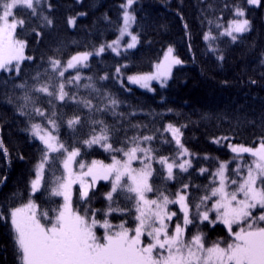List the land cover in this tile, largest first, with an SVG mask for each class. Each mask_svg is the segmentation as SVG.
<instances>
[{
    "label": "trees",
    "instance_id": "trees-1",
    "mask_svg": "<svg viewBox=\"0 0 264 264\" xmlns=\"http://www.w3.org/2000/svg\"><path fill=\"white\" fill-rule=\"evenodd\" d=\"M126 1L41 0L36 15L27 10L19 13L26 24L17 28V38L25 42L24 54L31 59L22 60L19 71L0 73V264H20L10 213L30 198V181L44 153L32 135V124L51 131L49 118L55 120L54 134L69 150L79 148V157L86 163H106L123 156L84 143L102 127L116 149L131 147L132 137L153 136L152 141L141 143V147L154 149L150 178L154 191L149 196L157 198L163 192L173 199L177 192L188 191L191 216L197 221L195 205L214 179L213 170L219 160L231 156L227 143L255 146L264 142V0L257 9L246 6V0H134L131 10L137 46L115 55L107 46L118 36L121 6ZM237 7L244 10L250 26L233 41L221 31L226 23L238 19L232 14ZM69 19L74 23L69 24ZM102 46L105 51L95 55ZM169 46L183 63L173 69L165 87L154 84L153 91L146 92L118 82L119 67L123 75L149 73ZM83 52L93 53L87 66L68 70L63 77L60 69L52 70L51 60L65 62ZM77 75L79 81L74 79ZM61 83L68 93L64 101L57 98ZM43 84L54 95L33 90ZM89 84L92 87H86ZM25 96L30 97L29 102ZM84 100L90 101V108L81 103ZM112 100L117 104L112 105ZM35 108L44 115H37ZM76 116L80 123L70 129L67 121ZM169 124L180 129L181 143L196 156L187 172L174 169L173 179H167L164 167L156 162L161 156L171 160L179 152L172 135L165 131ZM217 139L219 144L213 142ZM57 157L56 153L50 155L40 190L32 197L37 210L50 215L62 206L61 197L51 195L54 182L62 176ZM201 169L207 171L201 174ZM109 191L111 183L100 182L88 191L87 200H81L76 189L73 208L81 214L88 209L89 216L96 210L100 221L107 218L113 225L127 221L126 227L134 228V201L124 198L127 193H114L112 207L131 212L113 211L105 217ZM214 200L208 202V208ZM170 207L177 212L176 206ZM253 211L256 215L264 210ZM196 233L210 236L208 243L212 244L220 241L226 245L229 239L222 226L207 221L196 225Z\"/></svg>",
    "mask_w": 264,
    "mask_h": 264
},
{
    "label": "snow or ice",
    "instance_id": "snow-or-ice-1",
    "mask_svg": "<svg viewBox=\"0 0 264 264\" xmlns=\"http://www.w3.org/2000/svg\"><path fill=\"white\" fill-rule=\"evenodd\" d=\"M133 2L134 0H127L126 4L121 6L124 8V13L120 37L107 46L113 51L117 50L120 39L125 35L131 36L127 44L128 49L134 48L138 42L137 36L131 35L128 31L130 24L135 20L128 11ZM40 3L41 0H0V70L9 71L11 66L19 71L20 62L31 59L24 54L25 42L17 38V28H23L26 24V20L19 13L27 10L32 15H36V6ZM247 4L258 6L260 0H247ZM234 15L241 19L229 21L227 28L221 33L231 37L233 41L237 39L234 33L243 34L249 30L250 26L249 20L243 18L245 12L242 8L237 7ZM43 19L51 25V20L47 17ZM68 22L73 24L74 20L69 19ZM204 39L206 41L209 39L207 33ZM104 51L105 48L102 46L95 55H100ZM173 51L172 47L167 49L164 59L155 65L154 72L130 76L129 82L138 84L148 91H152L149 87V82L152 80L159 81L163 87L171 74L172 67L183 63L180 58L173 55ZM92 54L83 52L73 55L64 70L59 71V75L63 77L68 69L87 66L86 62ZM51 65L54 72L61 67L60 62L55 59L51 60ZM119 71L118 68L117 72ZM106 78L102 77V79ZM36 79H39V76ZM74 79L79 81V75ZM86 87H92V85L89 84ZM64 88V83H61L57 97L60 101H64L68 96ZM33 90L48 96L54 95L49 90L48 84L34 87ZM24 99L26 102L30 101L28 96ZM81 103L91 107L90 101L84 100ZM111 104L116 105L117 101L112 100ZM35 112L37 115H44L40 108H35ZM79 123V116L67 121L70 129H74ZM49 124L51 131H46L40 124L31 126L32 135L44 145L43 158L36 166L35 178L31 181V193L34 195L40 190L45 164L49 162L50 154L56 153L57 158L61 159L65 174L54 182L55 187L51 195L63 196L64 203L52 210L55 215H50L49 211H38L31 197L26 204L11 210V225L20 264H264V211L258 216L253 211L257 208L264 210V142H261L258 147L231 143L227 145L235 159H241L244 153L249 154L253 159L251 164L246 166L237 165L235 172L239 180L226 176V163H220L216 172L212 173L214 179L207 186L205 194L200 197V203L195 205L196 214L201 222L207 221L213 225L217 222L223 224L231 239L227 241L226 246H222L221 242L206 246L202 233L186 239L187 226L193 223L186 194L177 192L175 199L163 192H160L156 199H150L146 195L154 191L149 178L153 174L151 161L155 157L154 149L141 147V143L152 141L153 136L132 137L131 147L116 149L108 142L107 129L102 127L98 134L86 139L84 143L89 147L99 145L105 151L122 152L125 159L113 157L111 164H104L97 160H93L91 164H85L76 159L80 155L79 148L73 147L69 150L54 134L57 128L56 121L49 118ZM165 131L171 133L177 148L180 149L177 155L180 157L189 155L187 148L181 143L180 129L169 124ZM213 142L219 144L220 140ZM2 147L3 145L0 144V148ZM138 153H143V157L138 156ZM136 160H139L140 168L132 167L133 161ZM156 162L164 166L167 179L174 178V167H178L183 172H187L191 167L189 160H183L177 164L175 158L169 162V158L163 156ZM74 163L78 164L82 170L78 175L73 172ZM243 167H246V175L242 174ZM84 169L87 170L83 171ZM200 171L203 174L207 169ZM85 177H91L93 185L97 180L111 179V191L105 196L110 202L105 217L113 211L130 213L131 210L127 208L112 207L114 193L129 194L124 198L134 201L136 221L134 228L126 227L127 221L118 225H113L107 218L100 221L96 218V210H93L89 216L88 209L81 214L73 208L72 184L79 182L81 200L88 198ZM125 177L127 182H122ZM232 185L236 187L231 188ZM184 188L187 189L188 185H184ZM213 198L216 199L211 204V208H208V202ZM170 204L179 205L183 213V223H175L172 230H170V222L177 213L169 210ZM210 211L216 213L215 220L209 218ZM234 225L238 226L237 229L233 228ZM97 228L104 229L102 237L97 235L95 231ZM145 236L147 241L143 239Z\"/></svg>",
    "mask_w": 264,
    "mask_h": 264
},
{
    "label": "rangeland",
    "instance_id": "rangeland-1",
    "mask_svg": "<svg viewBox=\"0 0 264 264\" xmlns=\"http://www.w3.org/2000/svg\"><path fill=\"white\" fill-rule=\"evenodd\" d=\"M127 2V1H126ZM246 2H247V0H246ZM126 4V3H125ZM260 5V4H259ZM259 5L257 6V5H249L248 4V6H251V7H259ZM131 7H132V5H131ZM131 7L128 9V11L133 15V12H132V10H131ZM123 13H124V8H123ZM123 13H122V25H121V28L123 27ZM244 19H246L245 17H243ZM238 19H241L240 17H238ZM237 20V19H236ZM263 21H264V14H263ZM133 24H134V21L130 24V27H129V29H128V31H129V33L131 34V35H136L134 32H133ZM227 26H228V23H226V25L222 28V31H221V33L227 28ZM120 28V29H121ZM246 33V32H245ZM244 34V33H243ZM234 35H236V36H239V35H242V34H236V33H234ZM226 36V35H225ZM120 37V30H119V33H118V36L113 40V41H115V40H117L118 38ZM227 37H229V36H227ZM231 38V37H230ZM130 40H131V36L130 35H125L123 38H121L120 39V42H119V46L117 47V50L116 51H113V49L112 48H109V50H111V52L113 53V54H115V55H119L120 53H122V52H125V51H129V50H132V49H134L136 46H137V44H136V46L134 47V48H132V49H128L127 48V44L130 42ZM113 41H111L110 42V44L109 45H111V44H113ZM138 43V42H137ZM114 47H115V45H114ZM170 47V46H169ZM169 47H166L165 49H164V51H163V53H162V57H161V59L157 62V63H159L160 61H162L163 59H164V54L166 53V51H167V49L169 48ZM173 55H174V52H173ZM91 56V55H90ZM89 56V57H90ZM175 56V55H174ZM70 59V58H69ZM68 59V60H69ZM68 60H66L65 62H60V65H61V67H60V70L62 71V70H64V68L67 66V62H68ZM22 62V61H21ZM20 62V63H21ZM157 63H155L154 64V67H153V69H152V71L151 72H149V73H152V72H154L155 71V65L157 64ZM176 66H179V65H174L173 67H172V70H171V73H172V71H173V69L176 67ZM11 69H13V70H16L15 69V67H11L10 66V70ZM71 69H74V68H71ZM71 69H68V70H71ZM119 69H120V67H119ZM9 70V71H10ZM67 70V71H68ZM9 71H3V70H0V73L1 72H9ZM66 72V71H65ZM149 73H146V74H149ZM117 74H118V82L120 83V84H127V85H129V86H132V87H135V88H138V89H140V90H142V91H146V92H152L153 91V85L155 84V85H159L160 87H161V84H160V82L159 81H157V80H152V81H150L149 82V87L152 89V91H148V89H146V88H142V87H140L138 84H134V83H130L129 82V77L130 76H137V75H144V74H137V75H134V74H130V75H123L122 74V72L121 71H119V73L117 72ZM171 75V74H170ZM170 78V76L168 77V79ZM168 79L164 82V85L167 83V81H168ZM163 87H165V86H163ZM46 131H50V130H46ZM171 134V133H170ZM35 138V137H34ZM37 141H39L40 143H41V141L39 140V139H37V138H35ZM229 143H231V142H228L227 144H229ZM42 144V143H41ZM231 144H233V143H231ZM234 145H240V144H234ZM42 146L44 147V145L42 144ZM259 146V144H257V145H255V146H248V147H258ZM226 148H227V150H228V153L231 155L229 158H227V159H224V160H220L218 163V166L213 170V173L214 172H216V170L219 168V165H220V163H226L227 164V171H226V176H228V177H230V178H234V179H237V180H239V177L236 175V172H235V170H236V168H237V165H242V166H246L247 164H251V162H252V157L249 155V154H247V153H244V154H242V158L241 159H235L234 158V154L231 152V150L228 148V146L226 145ZM179 151H180V149H179ZM179 153V152H178ZM177 153V154H178ZM188 153H189V155H186V156H183V157H180V156H178L177 154H176V156L174 157L175 158V160H176V163L178 164V163H180V162H182L183 160H189L190 162H192V159L193 158H195L196 156L194 155V154H192L190 151H188ZM52 154H55V153H52ZM51 155V154H50ZM138 156H140L141 158L143 157V153H138ZM206 158H209V157H207L206 156ZM77 161H81V162H84V161H82L81 159H80V157L78 156L77 158ZM117 159H125V157L124 156H122V158H117ZM159 159V158H158ZM157 159V160H158ZM156 160V161H157ZM172 160L173 159H171V160H169V162H172ZM100 162H102V161H100ZM85 164H91V162L90 163H86V162H84ZM102 163H104V162H102ZM112 163V160H110L109 162H106V163H104V164H111ZM152 163H153V160L151 161V166H152ZM39 164V163H38ZM163 166V165H162ZM132 167H134V168H140L141 167V164H140V162H139V160H136V161H133V163H132ZM164 167V166H163ZM61 168H62V176L65 174L64 173V169H63V166H62V163H61ZM176 168H178V167H174V169H176ZM72 169H73V172L75 173V174H79L82 170L80 169V167H79V165L78 164H76V163H74L73 164V166H72ZM174 169H173V173H174ZM87 169H84L83 171H86ZM35 171H36V169H35ZM164 171H165V173H166V175H167V172H166V170L164 169ZM242 174H245L246 175V167H243L242 168ZM35 178V175H34V177L32 178V180ZM151 178V177H150ZM150 178H149V183H150ZM85 179V181H86V188H87V190L89 191L90 189H92V188H94L98 183H100V182H110L111 183V179H109V180H97L96 182H95V184L93 185V184H91V177H85L84 178ZM31 180V181H32ZM31 181H30V185H31ZM122 182H127V178L125 177L124 178V180L122 181ZM217 183H218V181H217ZM236 187V185H232L231 186V188H235ZM78 190V192H79V194H80V184H79V182H77V183H74V184H72V186H71V199H72V201H73V197H74V194H75V190ZM36 194V193H35ZM149 194L150 193H147L146 195L148 196V198H150V199H156L155 197H150L149 196ZM182 194H186V195H188V191H186L185 193H182ZM34 195L31 193V187H30V197H31V199H33L32 197H33ZM61 197V199H62V205H63V203H64V200H63V196H60ZM176 198V196L173 198V199H175ZM242 198V197H241ZM216 199V198H215ZM29 200V199H28ZM28 202V201H27ZM26 202V203H27ZM26 203H24V204H26ZM23 204V205H24ZM171 205H174V206H176L177 207V216L176 217H173V221L172 222H170V230H172V229H174V227H175V223H183V213L180 211V208H179V205H177V204H170V205H168V208H169V210H171V211H173L172 209H171ZM21 207V206H20ZM209 208H211V206L209 207ZM189 211H190V214H191V210L189 209ZM179 213V214H178ZM260 213H258V214H256L257 216L259 215ZM212 216V217H211ZM209 218L210 219H212V220H215V218H216V213L214 212V211H210L209 212ZM199 222H201L200 220L199 221H197V220H195L194 218H193V223L192 224H190V225H188L187 226V229H186V232H185V236H186V239H191V237L193 236V235H195V234H197L196 233V225L199 223ZM10 224H11V217H10ZM216 224H218V225H220V226H222L225 230H226V232H227V234H228V231H227V229L224 227V225L223 224H221V223H216ZM11 227H12V225H11ZM237 227L238 226H236V225H234L233 226V228L234 229H237ZM96 233H97V235L99 236V237H102L103 236V232H104V229H102V228H97L96 230ZM229 236V235H228ZM210 238V236H205L203 239H204V242H205V244H206V246H211L212 245V243H210V241H209V243H208V240H210L209 239ZM143 239H145L146 241H147V237L145 236ZM231 239V237H229V239H228V241ZM220 242V241H219ZM214 244V243H213ZM222 246H226V245H222Z\"/></svg>",
    "mask_w": 264,
    "mask_h": 264
},
{
    "label": "bare ground",
    "instance_id": "bare-ground-1",
    "mask_svg": "<svg viewBox=\"0 0 264 264\" xmlns=\"http://www.w3.org/2000/svg\"><path fill=\"white\" fill-rule=\"evenodd\" d=\"M244 3L246 4V6H248V4H247V2L246 1H244ZM260 3H261V1H260ZM260 6V5H259ZM248 7H250V8H255V9H257V8H259V7H251V6H248ZM234 13H235V10L232 12V14L234 15ZM262 22H263V24H264V21L262 20ZM245 34V33H244ZM243 35V34H242ZM158 87H159V85H157ZM165 86V85H164ZM184 107H186V106H184ZM225 159H227V157H225ZM220 161V160H219ZM219 164V163H218ZM218 164H217V166H218Z\"/></svg>",
    "mask_w": 264,
    "mask_h": 264
}]
</instances>
